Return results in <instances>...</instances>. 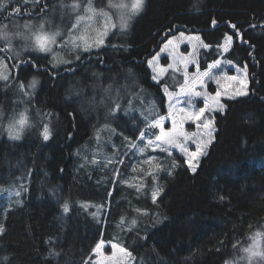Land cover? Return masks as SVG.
Segmentation results:
<instances>
[{
	"label": "trees",
	"instance_id": "16d2710c",
	"mask_svg": "<svg viewBox=\"0 0 264 264\" xmlns=\"http://www.w3.org/2000/svg\"><path fill=\"white\" fill-rule=\"evenodd\" d=\"M59 1L11 0L9 10L19 5L21 14L0 13V24L44 16ZM25 9L32 15H24ZM181 33L202 45L194 61L170 45L164 49ZM226 35L233 40L225 52ZM0 56L13 71L29 65L30 78L41 81L35 105L41 117L32 130L12 140L5 128L12 112L0 126V264H85L89 257L93 264L92 249L101 240L130 251L132 264H247L242 249L255 232H264V0H147L126 32L112 33L99 49L66 67L52 66L48 56L22 62L12 61L6 50ZM217 60L212 75L219 83L209 77L197 91L184 93L192 109L175 118L178 131L190 137L187 147L194 151L201 144L196 171L179 153L148 150L139 156L140 132L167 114L185 82V73L169 65L197 76ZM9 80L0 81V104L19 78L12 73ZM68 81L99 89L88 90L93 94L79 108L65 98ZM217 91L223 110L213 99ZM206 100L209 109L199 120L183 118ZM152 103L155 110L149 109ZM105 126L112 132L101 133ZM98 139L105 141L99 152ZM15 188L17 196L1 192ZM160 189L154 203L152 194ZM122 216L126 225L137 221L130 231L116 227Z\"/></svg>",
	"mask_w": 264,
	"mask_h": 264
},
{
	"label": "snow or ice",
	"instance_id": "6c2138e0",
	"mask_svg": "<svg viewBox=\"0 0 264 264\" xmlns=\"http://www.w3.org/2000/svg\"><path fill=\"white\" fill-rule=\"evenodd\" d=\"M11 0H0V13L9 12V15L15 14L19 15L21 14V8L19 5L15 6L14 8L9 10V4ZM23 4L27 5L29 3L36 5L41 2V0H22ZM143 3L144 0H131V3H124L123 0H120V2H114V0H109L108 7L109 8H118V9H126L127 11L124 12L120 17V25L119 29L121 32L125 31L128 27V21L135 15H137L140 11L143 9ZM64 6V5H62ZM47 5L45 4L43 8L40 9V13H43L47 9ZM71 8L74 13H76L75 16V23L71 24V27L68 29L67 36L68 39L64 40L63 43L65 45L70 44L73 49H80L82 48L83 51H90L92 47H98L100 45H103L105 43V39L109 34L110 29H115L117 25L115 23H111V15L109 12L105 11L104 8L97 9L93 6L92 0H86V3L84 5H81L79 0H74V2L71 5ZM24 15L31 16L32 12L25 9ZM98 18H103V25L100 24ZM84 21H88L89 23L85 25L83 28H81V24ZM96 21V27L95 29H92L91 22ZM47 19H42L39 23L38 27L34 26L31 21H25V23L21 26L27 33L24 38L29 42V46L33 48V50L42 52V53H49L52 52L53 45H56L58 43L57 38L61 37L65 33L61 31V29L57 28L55 31H48L46 30V23H49ZM215 23V21H213ZM233 28H235V25H232ZM252 27H255V25H252ZM79 30V31H78ZM95 32V35H92V32ZM12 35H18L22 36L23 33L15 32L12 33ZM233 35H239L238 32L233 33ZM181 36H183V33H181ZM178 39V38H177ZM198 39V37H197ZM0 40H3L6 42V49H0V51L8 50L11 51V42H10V34H9V27L8 25H0ZM233 40L232 35H226L225 36V42H224V51H228V46L231 44ZM246 42V41H245ZM173 43L172 40H168L167 43L164 45V49H167L169 45ZM205 47H208V45H204ZM115 47V45H113ZM163 50V49H162ZM17 57H19V53L16 54ZM77 59H79V54H77ZM53 60H56V57H53ZM64 63H70V61H63ZM230 62V61H229ZM148 64L150 67L153 66V61L149 60ZM220 64V61H215L212 64L208 65L207 70L203 72H199L198 69V75L192 80V82H189L187 70L185 67V82L184 85L181 86V93H186L192 90L196 80H200L201 83H203V77H210L217 80V83H219V78L214 77L212 75V69L218 67ZM53 66L55 67L56 64L54 63ZM171 67V65H169ZM0 69H4V71H0V79L7 80L8 74L6 72L7 65L3 63L2 60H0ZM155 71V69H153ZM165 71V69L161 68V72ZM244 71H247V66L245 65ZM230 79L235 80L236 77H230ZM153 80H157L156 76H153ZM159 81L157 80V83ZM38 81L33 78V80L30 82L28 87L35 88ZM241 83H244V81H241ZM21 88L24 87L23 84L20 85ZM246 86V85H245ZM165 92L169 96V99L171 101L172 93H168L167 87L165 86ZM194 95H201L200 92H192ZM241 95H247V92H241ZM221 93L219 91L216 92L214 101L219 106L221 110H223L224 105L219 103V97ZM117 108H119V105H116ZM172 104H169V113L172 114ZM209 109V104L207 100L205 101V107L201 108L198 112L186 115L183 118L192 119V120H199L200 117H202ZM183 112V109L180 110ZM182 118V119H183ZM163 117L152 119L148 121L147 127L148 128H159L160 129V135L156 137V140L148 139L147 144L139 147L138 151L143 152L145 150V147L152 148L153 150L159 148L160 151L167 152L169 156H172V151L170 149L176 148L179 149L181 153H184L187 157V163L191 170L193 172L196 171V166L193 165L192 161L197 158L198 155L201 154V144L196 143V148L194 151H191L188 147H186L187 141L190 139V137L183 133L182 129L180 131L177 130L176 126V120L175 115L173 114V128L170 131H165L163 126ZM27 123V117L21 114V118L16 121L14 124L10 125V131L9 135L13 139H19L20 131L16 128V124L20 125V128L22 129L23 126H25ZM212 121L209 119L206 123H203L204 128H208L211 125ZM197 127H200V125H197ZM50 132L47 125L44 126L43 131V137L45 140L49 138ZM197 134L192 133L191 137H195ZM209 137L211 138L212 133H208ZM146 137L145 132H140V139L144 140ZM127 139V138H126ZM195 142V141H194ZM210 142V141H209ZM131 147H136L135 144H132ZM114 161L109 160L108 163H113ZM145 163L151 164V160H145ZM119 163H123V161H119ZM172 166H176V161H172ZM157 168L160 167L159 164L156 165ZM115 175H119V171L116 170L114 172ZM151 174V173H149ZM171 175V172L168 173ZM154 191L152 194L153 202L155 203L156 196L159 194V191ZM137 191H139V188H137ZM16 195H19L17 192ZM109 196H111V192H109ZM98 208L103 207V205L97 206ZM64 212L67 213L69 210L68 205L65 203L63 205ZM95 215V214H94ZM137 221L135 219H132L130 223L126 225L125 223V217H121L119 222L117 223L116 227L121 229L122 231L127 230L130 231L135 225ZM4 231L3 226H0V234H2ZM249 239L252 240V244L248 245L247 247H244L242 251L246 254L243 257H240L242 260H246L247 264H264V243H261L264 241V232L257 231L252 236L249 237ZM237 244H233V248H236ZM104 248V241L101 240L100 242L95 244V247L92 249L93 256L95 259L93 260V264H132V262L135 260V258L132 256V253L128 251L123 246L112 243V253L111 255H105L102 251ZM56 255H59V253H56ZM88 260H92V257H89ZM88 260H85V264H88ZM225 264H238L236 261H226Z\"/></svg>",
	"mask_w": 264,
	"mask_h": 264
},
{
	"label": "rangeland",
	"instance_id": "374dc122",
	"mask_svg": "<svg viewBox=\"0 0 264 264\" xmlns=\"http://www.w3.org/2000/svg\"><path fill=\"white\" fill-rule=\"evenodd\" d=\"M103 2V5L101 8H104L105 11L109 12V14L111 15V23H115L117 25V27L115 29H110L108 36L105 39V42L107 40V38L114 32H118V34H121L123 32H126L130 27L131 24L133 22V20L140 15V13L144 10L145 8V4L147 0H144L143 3V9L142 11H140L137 15L133 16L129 21H128V27L125 31L121 32L119 29V25H120V17L121 15L126 12V9H118V8H109L108 7V3L109 0H99ZM74 2V0H60L58 3H56L51 10L44 16L41 17H14L12 19H10L9 21H6L0 25H8L9 27V34H10V42H11V51L6 50V52L10 55L12 61L15 62H22L23 60L26 59H40L43 56H48L50 58L49 63L53 66V64H56V68L57 67H66L69 65H73L75 63H77L85 54H89L91 53L93 50L95 49H99L102 45L98 46V47H92L90 51H83L82 48L80 49H73L71 47L70 44L65 45L63 43L64 40L68 39L67 36V32L68 29L71 27V24L75 23V16L76 13L73 12L71 5ZM79 2L81 3V5H84L86 3L85 0H79ZM114 2H120V0H114ZM124 3H131V0H123ZM93 6L97 8V6L94 5V1L92 0ZM64 5V6H62ZM99 9V8H97ZM42 19H47L48 21H50L49 23H46L45 27L46 30L48 31H55L57 28L61 29V31L63 33H65L64 35H62L61 37L57 38L58 43L56 45H53L52 47V52L49 53H42V52H38L33 50V48L31 46H29V42L24 38V36L27 35V33L25 32V30L23 29V27H21L25 21H31L32 24L36 27H38L39 23L41 22ZM99 22L101 25H103V18H98ZM89 22L88 21H84L81 24V28H83L85 25H87ZM91 27L92 29H95L96 27V21H92L91 22ZM79 31V30H78ZM15 32H20L23 33L24 35L22 36H18V35H12V33ZM92 35H95V32H92ZM178 38V39H177ZM173 43L170 45L172 48H174L175 50H179L182 53H184L186 55V58L189 59V61H194V58L197 54V52L200 50V48L202 47V45L200 44V42L196 39L193 38H185V35L183 34V36H181V34L172 39ZM105 44V43H104ZM103 44V45H104ZM0 45H2L4 47V49H6V42L3 40H0ZM187 47L188 50L185 51L184 48ZM17 53H19V57H17ZM77 54H79V59H77ZM56 57V60H53V57ZM0 60L3 61V63L5 65H7V69L6 72L8 74V79H10L12 73H15L17 75V77L19 78V80L17 81V83H15V85L12 87L11 90L7 91L6 94L3 95L2 99H1V104H0V126L3 123V116L5 113L8 112H12L14 114V116L9 120V122L7 123V125H5L6 129H10V125L14 124L16 121H18L21 118V114H23L24 116L27 117V123L25 126H23V128H20V125L16 124V128L19 129L20 131V135H19V139H13L12 140H21L22 137L25 135V133H27L29 130H32V127L35 126V121L34 119L39 121V117H41V115L39 114L40 111L35 108L36 105V96L38 95V92L40 90V83L41 81L39 80V78H35L38 83L35 86V88H30L28 87V85L30 84V82L33 80V78H30L29 73H30V67L29 65H23L21 67H16L15 71H13V69L9 66V64L7 63V61L5 59H3L2 56H0ZM70 61V63H64L63 61ZM167 69H178V70H182L185 73V68L183 67H176L174 65H171V67H168ZM187 70V69H186ZM0 71H4V69H0ZM87 73H89L91 76H93V73L90 72V70H87ZM188 79L189 82L191 83L192 80L196 77L191 75L188 71ZM240 78H242L241 73L239 74ZM207 79V81L209 80V77H203V83L204 81ZM0 81H2V79H0ZM10 81V80H9ZM68 84H65V90L67 91V95H66V99L68 102H70V105H75L79 108H83L86 107L88 104L87 101V96L92 95V94H87L86 92L88 90H96L98 91L99 88L94 89V88H86V87H81L80 85H78L76 88L74 86H72V81H68ZM203 83L200 82V80H196L193 88L191 91H197L202 85ZM21 84L24 85L23 88H21ZM181 89V88H180ZM179 91L176 93V97H174L173 101L170 102L172 104V114L169 113V109L168 112L165 116H162L163 119V126L165 131H170L173 128V114L175 115V118H179L180 117V110L181 109H192V107L189 106L188 101L184 100V93H181V91ZM64 90V91H65ZM190 92V91H189ZM34 100H35V104H34ZM169 103V104H170ZM78 104L80 106H78ZM153 107V108H152ZM169 107V106H168ZM156 106L155 103H152L149 106V109H154L155 110ZM145 110L141 109V111ZM151 111V110H149ZM35 113V115L33 116V114ZM146 113V112H143ZM16 117V118H15ZM50 122V121H49ZM207 122V121H206ZM184 125V124H183ZM177 126V130H178V125ZM185 126V125H184ZM3 127H0V130ZM101 130V133L103 131L105 132H112L111 130H113V128H109L107 126L103 127ZM146 137L144 140H141V142H139L138 148L142 147L144 145L147 144V140L148 139H152V140H156V137L160 135V129L159 128H146ZM101 139V138H100ZM100 141V143H99ZM105 143V141H101L98 139L97 141V145L100 146L99 149H97V151L99 152V150H101L102 145ZM188 143H186V147ZM105 147V146H103ZM148 150L150 151H160L159 148L153 150L152 148H148L145 147V150L141 153L138 151L137 149V153L139 156H143ZM172 151V154L175 153H179L185 156L186 160L187 157L184 153H181L179 151V149L176 148H172L170 149ZM160 152H164V151H160ZM167 153V152H165ZM106 156H104L105 158ZM193 165L194 160L192 161ZM1 192H4V196L6 195H14L17 196L16 193L18 192L20 194V190L18 188L15 189H7V190H2ZM3 196H0V199ZM110 251V253H107V251ZM104 252L105 255H111L112 253V248H111V244H104V248L102 250Z\"/></svg>",
	"mask_w": 264,
	"mask_h": 264
},
{
	"label": "built area",
	"instance_id": "2783aa9c",
	"mask_svg": "<svg viewBox=\"0 0 264 264\" xmlns=\"http://www.w3.org/2000/svg\"><path fill=\"white\" fill-rule=\"evenodd\" d=\"M148 128V127H147Z\"/></svg>",
	"mask_w": 264,
	"mask_h": 264
}]
</instances>
